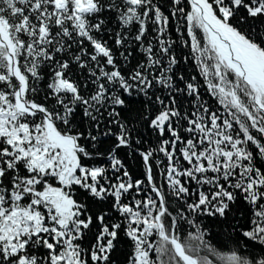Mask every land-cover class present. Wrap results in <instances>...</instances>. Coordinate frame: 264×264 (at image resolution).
I'll return each mask as SVG.
<instances>
[{
	"label": "snow or ice",
	"instance_id": "1",
	"mask_svg": "<svg viewBox=\"0 0 264 264\" xmlns=\"http://www.w3.org/2000/svg\"><path fill=\"white\" fill-rule=\"evenodd\" d=\"M0 264H264V0H0Z\"/></svg>",
	"mask_w": 264,
	"mask_h": 264
}]
</instances>
